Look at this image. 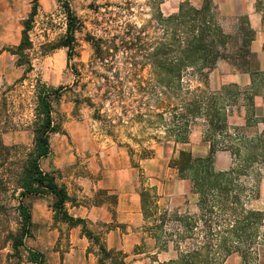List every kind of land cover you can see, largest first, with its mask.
I'll return each mask as SVG.
<instances>
[{"label": "rangeland", "instance_id": "1", "mask_svg": "<svg viewBox=\"0 0 264 264\" xmlns=\"http://www.w3.org/2000/svg\"><path fill=\"white\" fill-rule=\"evenodd\" d=\"M183 1L195 7L203 3L39 0L29 32L32 67L28 69L19 66L14 52L34 0H0V136L6 146L14 147L9 163L0 167V264H31L28 250L44 253L48 264H98L96 238H106L109 229L116 228V224L88 219L85 227H71L55 218L52 196H31L24 200L32 212L31 234L23 247L14 250L9 236L21 229L14 178L34 147L39 81L60 89L53 102L57 133L50 136L51 153L40 164L72 195L69 213L75 216L80 205L93 204L106 205L115 215L118 192L99 187L98 182L114 181L117 172L125 170L126 183L138 185L142 217L121 232L142 235L145 241L127 243L126 249L112 248L126 255V264H171L196 249H202L214 264H264V111L258 117L253 106L256 97L264 102V64L258 59L261 72L252 77L239 71L237 62L220 61L210 72L208 87L198 69H186L182 90L170 94L166 84L158 82L151 60L164 51L170 53L166 48L177 50L174 29L162 20L177 14ZM213 1L214 22L227 34L237 38L251 21L264 36L257 0ZM65 2L80 21L71 61L68 49L62 47L67 30ZM240 42L241 37L234 40V52ZM218 47L223 48L220 42ZM238 75L249 77L237 79ZM219 93L228 98L229 111L216 141L234 153L230 167L221 172L230 174L226 178L231 177L234 185L227 196L228 208L234 212H226L210 195L201 198L191 173L183 174L184 178L174 165L181 150L207 157L206 117L197 111L198 107L202 113L210 111L201 103L197 109L188 104L198 96L208 98V104ZM186 113L196 118L195 124L189 123L190 146L174 133L176 118ZM179 121L184 123L182 118ZM196 198L197 207L185 203ZM251 212L261 216L249 220Z\"/></svg>", "mask_w": 264, "mask_h": 264}, {"label": "trees", "instance_id": "2", "mask_svg": "<svg viewBox=\"0 0 264 264\" xmlns=\"http://www.w3.org/2000/svg\"><path fill=\"white\" fill-rule=\"evenodd\" d=\"M213 0H203L201 7H195L190 2L183 1L179 6V11L175 15H171L166 20L170 27L174 29V41L177 50H170V53L163 52L152 58L151 65L158 70L159 83H164L165 89L173 94L174 92L182 90L183 74L186 69H198V75L202 77V81L207 85L210 79V72L216 69L220 61L236 63L239 71L242 73L254 76L259 74L260 62L258 56L252 52L251 44L255 38V32L250 27L249 22L246 26L240 29L239 36L241 37V46L234 52L233 42L237 38L233 35L227 34L214 22L216 12L212 10ZM257 12L261 15L262 24L264 26V0H257ZM39 0H34V7L30 17L24 22V30L22 40L19 46L15 48L14 54L19 57V66L27 65L31 69L32 64L29 59L28 52L32 49V41L29 32L32 30L35 18L38 15ZM64 13L67 18L66 36L62 43V47L67 48L68 61L72 60L73 52L76 44V33L80 30V21L77 15L72 11L70 5L65 2L63 4ZM160 19L162 17L160 16ZM221 43L223 48L218 47ZM101 47V46H100ZM97 47L99 54L101 49ZM228 48V49H227ZM229 49H232L229 50ZM37 106L35 109V119L33 122L34 147L33 150L20 162V167L15 174V193H18V207L17 211L21 219V229L18 235H11L13 248L17 252L24 246L25 238L31 234L33 227L32 212L24 203V200L31 196H52L55 200L53 204V212L58 221L68 224L71 227L84 226L85 220L76 218L71 215L67 209V204L73 202L65 186L57 183L56 179L49 173H46L41 168V160L47 158L51 153L50 136L57 133L54 118L53 102L58 99L60 89H54L46 86L41 81L38 82ZM208 87V85L206 86ZM222 93V90L220 91ZM213 98L209 101L205 97H196L193 104H188V107H195L197 103L205 106L206 110L210 112L197 114L205 115L206 120V140L209 143L210 150L205 158H198L194 156L191 151H179L178 158L175 160V168L182 177L183 174H190L194 185L198 188V193L201 198L207 200L209 195L216 199L217 204L224 210L234 212V209L228 208L229 198L228 193L232 186H234L228 177L230 174H222L216 171L215 157L220 151H229L234 156L230 149H222L220 143L216 141L217 132L225 128V112L229 108L225 106L228 103V98L220 97ZM177 98V96H175ZM182 96H178L180 99ZM232 97V96H231ZM197 100H199L197 102ZM156 101V100H154ZM158 102V100L156 101ZM185 102V100H184ZM191 113V112H190ZM195 115V114H194ZM185 114L182 117L176 118L174 123L175 131L178 138L182 140V144L187 145L191 129L189 123L195 124V116ZM184 119L179 121V119ZM192 118V119H191ZM191 119V120H190ZM175 120V118H174ZM178 120V122H177ZM264 138V135H262ZM183 137V138H181ZM14 147L6 146L0 136V167L7 165L11 158V151ZM189 176V175H187ZM0 179H2L0 175ZM2 181V180H0ZM249 220H255L261 215L256 212L249 214ZM254 222V221H253ZM112 231L113 229H109ZM89 239H93L90 232L86 234ZM98 240L99 253L98 264H126V255L119 250L109 248L105 236L96 238ZM202 249H196L182 256L179 262H172L171 264H214L215 262L207 258L202 252ZM208 256V255H207ZM28 262L31 264H48L46 255L40 251L28 250Z\"/></svg>", "mask_w": 264, "mask_h": 264}, {"label": "crops", "instance_id": "3", "mask_svg": "<svg viewBox=\"0 0 264 264\" xmlns=\"http://www.w3.org/2000/svg\"><path fill=\"white\" fill-rule=\"evenodd\" d=\"M250 27L255 32V40L251 44V50L258 56L260 62L264 64V36L262 35V33H259L257 26L251 24V21ZM244 76L248 75H238L237 79ZM253 106L255 108V115L261 117V114L264 111L263 99L261 97H256L255 104L253 103ZM188 145L190 146V144ZM230 160H232V155L229 151L218 152L216 154L214 164L216 171H225L231 165ZM125 173V170L115 173L117 175V178L115 179L114 177L115 180H111L109 183L108 181L103 182V180H100L98 182L99 187H103L104 189H112L118 192L119 201L115 208V215L112 214L110 208L106 205L97 206L89 204L84 206L80 205L77 215L74 216L76 218L88 219L93 222L100 221L108 225L116 224V228L106 234L105 241L109 248L126 249V247H128V244L131 242L133 243V245H139L141 242L145 241L142 235L137 238V234H122L121 232L122 227L127 224H134V222L137 221L140 216L142 217V205L140 196L137 191L138 185L137 183L128 185L125 180ZM129 173H131L130 175H133L132 171H130ZM69 195L70 197H72L70 193ZM187 200L188 199L185 200L187 206H192V204L195 203V207H197V198L194 202H192V200L188 202ZM173 203L174 202H172L171 204ZM74 209L77 210L76 207Z\"/></svg>", "mask_w": 264, "mask_h": 264}]
</instances>
